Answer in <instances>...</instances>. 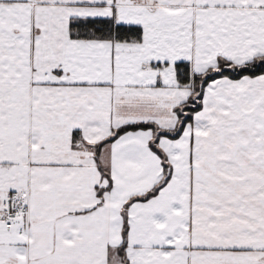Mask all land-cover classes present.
Here are the masks:
<instances>
[{
  "label": "snow or ice",
  "instance_id": "obj_1",
  "mask_svg": "<svg viewBox=\"0 0 264 264\" xmlns=\"http://www.w3.org/2000/svg\"><path fill=\"white\" fill-rule=\"evenodd\" d=\"M0 264H264V0H0Z\"/></svg>",
  "mask_w": 264,
  "mask_h": 264
}]
</instances>
